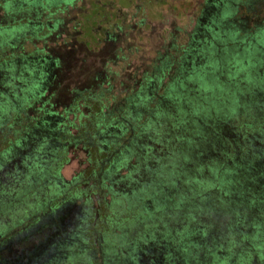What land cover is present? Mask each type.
<instances>
[{"label":"rangeland","instance_id":"obj_1","mask_svg":"<svg viewBox=\"0 0 264 264\" xmlns=\"http://www.w3.org/2000/svg\"><path fill=\"white\" fill-rule=\"evenodd\" d=\"M262 31L264 0H0V264H264Z\"/></svg>","mask_w":264,"mask_h":264},{"label":"trees","instance_id":"obj_2","mask_svg":"<svg viewBox=\"0 0 264 264\" xmlns=\"http://www.w3.org/2000/svg\"><path fill=\"white\" fill-rule=\"evenodd\" d=\"M48 4H50L49 2H48ZM55 5L56 6H60V3L57 5V3H55ZM243 22L241 21V20H239V24H242ZM234 25H236V24H234ZM262 32H264V31H262ZM247 35V34H246ZM258 35H260V34H258ZM247 37H248V35H247ZM249 37H250V35H249ZM89 118V117H88ZM127 128H126V131H125V133H128L129 131H130V123H128V125L126 126ZM254 130H256V129H254ZM134 131V128H132L131 129V132H133ZM255 132V131H254ZM123 206H124V204L123 203H121ZM118 206V205H117ZM115 209H117V212H119V213H121L122 212V210L120 209V207L118 208H115ZM2 254H0V256H1Z\"/></svg>","mask_w":264,"mask_h":264}]
</instances>
